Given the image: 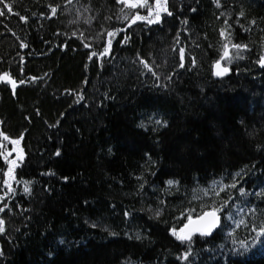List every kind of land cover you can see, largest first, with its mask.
Masks as SVG:
<instances>
[{
  "label": "trees",
  "instance_id": "obj_1",
  "mask_svg": "<svg viewBox=\"0 0 264 264\" xmlns=\"http://www.w3.org/2000/svg\"><path fill=\"white\" fill-rule=\"evenodd\" d=\"M167 6L149 24L120 0H0V75L19 84H0V151L23 152L0 264H264L260 245L237 251L264 226V0ZM225 42L248 47L216 77ZM6 172L0 157V196ZM225 200L220 228L180 259L171 228Z\"/></svg>",
  "mask_w": 264,
  "mask_h": 264
},
{
  "label": "snow or ice",
  "instance_id": "obj_2",
  "mask_svg": "<svg viewBox=\"0 0 264 264\" xmlns=\"http://www.w3.org/2000/svg\"><path fill=\"white\" fill-rule=\"evenodd\" d=\"M120 2L129 5L130 7H144L147 8V15H141L140 12H136L135 15L132 17V22L134 23L136 20H146L149 24L153 23V22H159L161 20V16L162 13H167L168 15H171V11L169 10L167 4H168V0H154V6L152 4L149 3V0H120ZM217 6H219L220 4V0H215ZM50 8H52V12L53 14H55L56 12V8L52 7L51 5H49ZM6 8L8 12H12L13 11V5L11 3H6ZM0 14H3V9H0ZM239 15L243 16L244 13L241 12ZM22 20H27V17L22 16L21 17ZM124 19L127 20L128 16L125 15ZM225 23L227 24V21H225ZM253 23H255L253 21ZM221 36L223 37H227V32L226 29L222 28L220 30ZM109 36H112L113 33L109 32L108 33ZM125 39H127V37H125ZM112 43L111 40L108 41V45L110 46ZM223 55L220 56V58L218 60H216L214 62V68H215V72L214 74L218 77H223L225 76L229 71L230 68L228 66L222 65L221 61H227L228 63L231 62L232 59L236 58L237 56H239V50L241 49H246L248 47V45L246 44H230L228 42H225L223 44ZM234 48L236 49V53L235 55H233L229 49ZM109 53V47H104V50L102 53H93L94 56L99 55V56H104L105 54ZM184 59V50L183 48L180 49V60H181V64L180 67H183V61ZM193 63L195 62L194 60L192 61ZM143 63L147 66V61H143ZM257 63H259L262 67H264V54H262L260 56V58L258 59ZM5 76H7V74H5ZM13 88L15 87L16 81L14 80H10L9 81ZM157 124L160 123H166L165 121H156ZM0 135H2V133H0ZM4 139H10L7 136H4ZM11 143L13 145H17V147L15 149H13V151L17 152V159H9V155L10 153L7 151H0V157H3V159L5 161H7V172L5 173V175L8 177V179H4L3 180V185L6 186V191L4 192L3 196H0V200L3 199L4 196H8L9 192L15 191V189L13 188V185L9 182L10 179H15L14 177V169L17 167V160H22L23 159V152L21 149H19L18 145H19V139H11ZM0 147H2V145H0ZM59 154V153H57ZM237 176L240 175V173L236 174ZM65 180H67V177H64ZM167 183L169 185H174L177 184L178 181H174V180H168ZM213 184L220 186V184L222 182H218V181H213ZM239 183L238 180L233 179V183L231 185H223V187L221 188V191H223L224 188L227 187H231L233 189L236 188L237 184ZM25 191H30L29 188H25ZM204 196H210L212 194H215L217 196H219V192H216L215 189L213 188H208V189H201L200 190ZM239 192L240 194H245V189L243 187L239 188ZM195 199H199V196H194ZM232 197L229 196L228 200H231ZM228 200L224 201V204L219 205V207L216 206V202L213 201L212 202V207L211 208H207L206 205H202L201 208V213L199 216H196L195 218L193 217V215L189 214L187 216V222L183 223V226L180 227L179 229H177L176 227L171 228V234L173 236H175L178 240H180L181 242H187L189 247L188 250H186L180 257V259L187 261L190 254H191V243L193 241V237L196 234H200L202 236H211L213 234V231L215 229H217L218 226L221 225L222 223V215H221V211L225 208V205L228 203ZM8 205L5 204L4 207L0 208V212L4 211V208H7ZM194 211V210H192ZM125 215H128V213L126 212ZM156 216L160 215V210H156L155 212ZM229 219H231V214H229ZM3 225H4V220L2 218H0V231H3ZM253 231H255L256 235L252 238L251 243L247 242V241H240L238 243H240L241 245V249L243 250L241 252V249H237L238 252H240L241 254L246 253L251 251L252 248H255L257 245H260L262 249H264V226L259 227L258 229L256 228L255 225H253ZM139 238V237H137ZM2 254V253H0Z\"/></svg>",
  "mask_w": 264,
  "mask_h": 264
},
{
  "label": "water",
  "instance_id": "obj_3",
  "mask_svg": "<svg viewBox=\"0 0 264 264\" xmlns=\"http://www.w3.org/2000/svg\"><path fill=\"white\" fill-rule=\"evenodd\" d=\"M10 80H14V81H16L15 79L11 78V77L8 76V75L5 76V74H2V75L0 76V83H4V84L8 85L9 88L11 89V91H12V94L15 95V93H16V89H17V87H18V83L16 82L15 87L13 88L12 84L9 82ZM218 228H219V226L217 227V229H218ZM217 229H215V230L213 231V233H214Z\"/></svg>",
  "mask_w": 264,
  "mask_h": 264
},
{
  "label": "rangeland",
  "instance_id": "obj_4",
  "mask_svg": "<svg viewBox=\"0 0 264 264\" xmlns=\"http://www.w3.org/2000/svg\"><path fill=\"white\" fill-rule=\"evenodd\" d=\"M10 154L14 153L17 155V152L16 151H9Z\"/></svg>",
  "mask_w": 264,
  "mask_h": 264
},
{
  "label": "bare ground",
  "instance_id": "obj_5",
  "mask_svg": "<svg viewBox=\"0 0 264 264\" xmlns=\"http://www.w3.org/2000/svg\"><path fill=\"white\" fill-rule=\"evenodd\" d=\"M221 64L224 65V61H221Z\"/></svg>",
  "mask_w": 264,
  "mask_h": 264
}]
</instances>
